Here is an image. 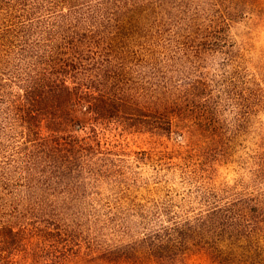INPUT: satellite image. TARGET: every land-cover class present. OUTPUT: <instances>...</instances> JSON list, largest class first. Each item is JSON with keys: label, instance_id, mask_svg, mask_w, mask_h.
<instances>
[{"label": "rangeland", "instance_id": "374dc122", "mask_svg": "<svg viewBox=\"0 0 264 264\" xmlns=\"http://www.w3.org/2000/svg\"><path fill=\"white\" fill-rule=\"evenodd\" d=\"M117 1L0 0V96L107 152L72 160L25 232L3 217L0 264H264V0Z\"/></svg>", "mask_w": 264, "mask_h": 264}, {"label": "trees", "instance_id": "16d2710c", "mask_svg": "<svg viewBox=\"0 0 264 264\" xmlns=\"http://www.w3.org/2000/svg\"><path fill=\"white\" fill-rule=\"evenodd\" d=\"M140 2L153 6L155 2L162 3L163 0H140ZM117 3L132 9L137 2L135 0H119ZM97 14L98 12L89 10L84 13L79 12L77 15L90 18L91 15L98 16ZM103 15L104 10L101 11L99 16ZM26 76L28 77L27 74ZM32 76L28 81L21 83L24 85L21 89L26 95L31 93V90L37 85ZM262 80L264 84V76ZM64 84L66 87H70L66 83ZM168 88V85L165 86V93ZM186 92L189 93L188 90ZM263 94L264 86L261 87V99L264 103ZM88 97L92 99L94 96L91 93ZM26 99L27 96L22 93L17 94L15 98L0 96V224H7L8 222L3 220V217L9 215L16 220L18 219L19 227L17 229L21 232H25L26 215L29 212L42 209L49 195H52V191L55 190V186L63 188L66 177L71 176L70 173H73L70 168L74 164L71 162L72 160L78 163L82 161L84 165L89 164V162L96 164L97 160L100 159V155L107 153L102 149L99 140L91 141L87 136H80L73 130H69V132L62 135L52 134L47 138L41 136L35 128L36 125L29 124L28 117L33 116L34 111H25L23 103ZM107 100L112 106L114 98L109 97ZM28 104L30 105V102ZM196 104L199 103L186 106L187 110H197ZM77 105L82 113L94 115L98 119H106L110 116L102 114L92 100L79 101ZM202 105L199 106L203 108L200 114L201 119H204L205 126L210 127L211 118L208 116L207 107L204 108ZM126 119L134 121L135 118L126 116ZM164 119H166V128H162L158 123L154 125L157 128L169 130L172 126V119L165 118V115ZM67 121L70 123L68 127L78 123L71 114H68ZM77 127L82 129L79 123ZM92 130L95 133V129L92 128ZM17 137L21 138L20 142L24 140V146L16 144ZM8 149L13 151V155L5 157L6 160L3 161L2 154L7 153ZM7 160L9 162H6ZM195 222L199 224L201 220L197 219ZM203 222L205 225L208 223L206 219ZM193 224L194 222L188 221L183 225L177 224V228L183 226V228L189 229L192 228ZM196 227L198 226L196 225ZM13 230H15L14 227L10 229V232L13 233Z\"/></svg>", "mask_w": 264, "mask_h": 264}]
</instances>
